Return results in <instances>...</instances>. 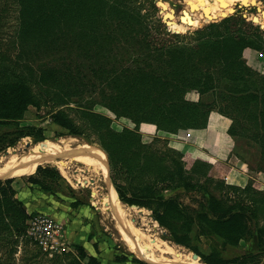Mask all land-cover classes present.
I'll list each match as a JSON object with an SVG mask.
<instances>
[{"label": "trees", "instance_id": "trees-1", "mask_svg": "<svg viewBox=\"0 0 264 264\" xmlns=\"http://www.w3.org/2000/svg\"><path fill=\"white\" fill-rule=\"evenodd\" d=\"M137 1L145 2L16 0L19 26L14 28L12 38L16 37L23 52L29 42L36 53L50 60L37 65L41 80L54 83L43 90L47 95L43 101L66 105L59 98H69L72 91L75 95L86 89L99 91L86 102L101 104L135 124L147 122L168 133L204 128L209 113L216 110L231 120L228 133L232 137L254 146L258 152L256 169L264 172V74L254 71L242 57L245 48L264 53L259 28L241 16L230 15L196 29L189 36L179 35L171 33L164 24H155L149 11L142 12L143 5ZM151 7L156 9L153 3ZM241 25H248L251 30L240 31ZM159 36L162 38L158 39ZM70 51L75 53L74 58L86 62H72L73 57H68ZM60 57L68 63H57ZM62 65L68 66L66 71ZM50 86L60 89L58 96L60 92L63 95L50 96ZM189 91H195L198 99H187ZM208 94L212 99L204 101ZM40 99L26 80L0 78V155L23 137H31L35 142L45 140L43 128L21 123L29 106L39 109L44 104ZM76 105L81 107V100ZM79 110L93 118L86 125L97 134L110 165L124 161L126 171L156 174L153 182H143L130 196L115 185L123 203L151 210L152 217L169 232L171 240L195 253L205 264H247L254 259L251 254L226 259L217 248L202 253L197 246L201 237L236 247L253 236L259 245H264V223L256 225L254 221V205L264 203V198L253 196L252 181L243 188L225 184L223 179L211 175L209 162L199 159L186 168L179 151L167 148L164 155H157L150 146L140 144L135 131L114 132L108 129L103 116ZM50 117L68 134L82 135L66 109L57 107L50 111ZM123 141L133 150L124 147ZM119 143L121 147L116 146ZM124 153L133 156L129 158ZM21 178L50 192L52 184L62 176L52 166L38 165L33 174ZM157 180L164 182V189L183 188L189 192L199 188L202 193L197 208L183 205L178 196L164 197L163 188L155 185ZM13 181L14 178H0V264H62V260L63 264H99L95 256L87 255L81 245L75 244L76 252H67L65 258H47L27 236L26 221L31 214L16 197ZM29 242L35 246L33 250L29 249Z\"/></svg>", "mask_w": 264, "mask_h": 264}, {"label": "rangeland", "instance_id": "rangeland-1", "mask_svg": "<svg viewBox=\"0 0 264 264\" xmlns=\"http://www.w3.org/2000/svg\"><path fill=\"white\" fill-rule=\"evenodd\" d=\"M197 1L185 2V0H145V2L137 1L136 3H141L143 5L142 12L146 9L149 11V14L155 24L159 23L160 25H166L167 29L171 31V33L175 32L179 35L189 36L191 32L193 33L196 29L202 28L209 23H217L224 17L235 15L241 16L248 24L251 23L253 27L257 26L259 28V33L264 38V0H231L229 4L225 3L224 0H215L217 1V4L215 5H204L202 1ZM151 3L155 6V10L152 9ZM0 10L2 15L0 18V78L2 77L5 79L8 76L15 78L17 82L18 80H26V83L36 93L37 98H41L40 100L43 101L47 96L43 90H45L48 86L47 84L52 85L54 83L43 82L41 80V71L37 68V65L42 62L50 61L49 57H45L44 54L39 55V53H36L34 51V47L29 42L26 43L25 50L23 52L22 45L18 42L16 37L14 36V38H12L11 35L14 28L19 26L16 0H0ZM169 12H172L174 18L172 16L171 17L173 19L165 16V14ZM179 16L182 18V22ZM188 21H191L194 25L188 23ZM237 26L238 25H234V27ZM239 30L248 31L251 30V27L248 25H241ZM157 38L161 39L162 37L159 36ZM64 44L65 43H59L60 46H63ZM258 52L263 54L262 51ZM74 56L75 53L70 51L68 57H73L72 62L74 60L80 62L84 61L82 58H74ZM52 62L55 64L56 61ZM63 62L68 63V60L63 61V58L60 57L57 61V63ZM67 68L68 66H63L65 71ZM256 72L259 73V71ZM14 74L17 76L15 77ZM59 90L60 89L55 86H52V88L50 86L49 95L55 98L59 96L61 97L63 95L62 92H60L59 96L57 95V91ZM74 93L75 91H72L69 98L66 96H63V99L59 98L60 102H67V104L65 103L66 105L55 104V102L53 103L49 100L45 102L43 101L44 104H42L39 109L34 106H29L21 123L23 125H34L43 128L45 140L49 139L51 141H56L60 138L67 137L72 138L73 140L75 139L74 144L83 143L96 147L105 156L106 170L104 168L103 172H101L95 167H89L82 162L72 161L69 158L66 160L67 166L64 169H62L58 163L46 162L40 165L55 166L54 168H56L62 176V179L59 182L52 184V191L44 192L36 185H29L24 178L19 176L18 178L14 177V181L12 183L16 190V197L23 202L26 207V211L31 214L30 217L42 214L51 218L53 223L57 226L59 233L61 234V239L57 235L58 242L63 240L66 244L65 251L58 255L59 259L65 258L67 252L75 253L76 250L73 247L75 244L81 245L87 255L95 256L99 264H156L142 258L141 255H138L128 248V246L121 240V235L118 232L120 224L115 219L113 214L114 210L105 209V206L100 203V199L108 193L110 187H112L117 194L115 188V185H117L122 193L130 196L132 190L141 185L143 182H153V180L156 179V174L146 171L142 172L136 169L126 171L124 170L126 168L124 161H116L114 165H110L107 152L100 145V140L96 137L97 134L93 131V129L86 125L87 120L90 122L93 121V118L88 114L82 115L80 113L81 110L79 109H85L87 110V113H94L103 116L107 120L108 129L114 132L118 133L124 130L135 131L140 136V144L150 146L149 148H151V151H154L157 155H164L167 148H170L173 151L179 150L170 145L169 141L171 139L166 137L168 136L166 133H162L164 131L157 130L155 125L147 122L135 124V122H133L129 117L121 115L117 116L101 104L92 105L90 104L91 102H86V100L89 101V98L98 94L99 91L94 90L92 92L91 89H86L84 91L81 90L76 92L78 95H75ZM186 98L195 99L197 97H195L193 93H190L188 96L186 95ZM211 99V94L203 97L204 101H210ZM77 100H81V107L76 105ZM84 105L90 107L86 108ZM57 107L67 110L69 117L77 126L81 128L83 132L81 136H72L67 133L66 129L51 121L50 111ZM171 138L174 139L173 137ZM181 139H186L185 134L181 136ZM38 142L41 141L35 142L31 137H23L14 146L7 148V150L3 152L0 155V160L3 159V157L6 158L9 153H13V149L15 150L17 148L18 150L15 153L19 154L22 149L21 147L26 144H35ZM243 142L245 144H243ZM243 142H237L238 150L244 154V157L247 158L248 165L252 167L254 166V161L257 158V150L254 146L248 145L245 141ZM122 143L125 144L124 147L133 150L126 142L123 141ZM116 146L119 147L120 143ZM117 147H115L116 149L114 148L115 151L117 150ZM124 155L129 158L133 156L131 153H124ZM168 156H170V154ZM119 157L122 158L123 156ZM133 158H135V156ZM183 160L185 161L186 168H189V166H191L189 158L186 155H183ZM166 161L168 163L167 157ZM210 165L212 172H214V174L211 172V175H215L213 176L215 179H223V176L221 175L222 169L219 170V168L215 167H220V164L210 163ZM244 167L247 168L246 166ZM76 177H80L78 179L80 183H76ZM251 177L260 181V183H257L255 180H250L252 181L251 185L253 196L257 199H263L264 172L258 174L251 172ZM157 181L159 182L155 185L157 188H163L161 191L164 197L171 198L178 196L179 201L183 205L191 209L197 208V202L201 199L202 193L199 188H195L189 192L185 191L183 188L164 189V182L160 180ZM92 191H95L94 196ZM257 192L260 193L258 194ZM213 193L218 195L216 190H213ZM229 195L235 196L232 192H229ZM92 197L95 199L92 200ZM119 201L123 203L120 199ZM247 203H249L248 200ZM124 204L125 203L121 204L120 207L122 208H120V210L124 213L125 218H127V222L129 224L132 223V225L137 228L144 237H147L150 234L158 241L161 239L160 241L174 246L177 250L181 251L183 254H188L192 258V251L188 250L184 246L175 244L171 240L169 232L155 222V219L152 217L151 210L146 208L134 209L132 206ZM254 207L257 215L254 221L256 225H261L264 223V203L261 201L257 202ZM197 246L202 253L209 251L211 248H217L222 252V256L226 259L234 258L243 254H251L254 256V259L247 264H264V245H259L256 236H253L248 240L241 241L236 247L229 246L214 238L201 237L197 242ZM28 247L32 250L35 248L31 242H29ZM156 248L157 246H153L152 249L153 252L158 255L159 252ZM52 257L48 256L47 258ZM197 260L201 262L200 259ZM45 262L42 264L48 263ZM61 262L62 264L64 263L63 260Z\"/></svg>", "mask_w": 264, "mask_h": 264}, {"label": "bare ground", "instance_id": "bare-ground-1", "mask_svg": "<svg viewBox=\"0 0 264 264\" xmlns=\"http://www.w3.org/2000/svg\"><path fill=\"white\" fill-rule=\"evenodd\" d=\"M196 1L197 0H185V2H196ZM200 1H202L204 5L205 4L215 5L217 4L218 0L217 1L200 0ZM224 2L229 4L231 0H224ZM200 4L202 5L201 2ZM165 16H167L170 19L174 18L172 12L165 14ZM180 20L182 22L181 17ZM188 23L194 25V23H192L191 21H188ZM74 140L72 138H67V137L60 138L56 141H51L47 139L35 144H26L25 146L21 147L22 149L19 154L15 153L18 150L17 148L15 150L13 149V153L12 152L9 153L10 152L9 151L8 152L9 155L6 154L8 156L6 158L3 157V159L0 160V178L1 177L18 178L19 176L33 174V172L36 170V167L38 165L46 162L58 163L61 166V168L64 169L67 166V161H66L67 158H69L72 161H77L80 163L82 162L89 167L91 166L95 167L101 172H103L104 168L106 170L105 156L99 149L89 144H83V143L74 144ZM79 178L80 177L75 178L76 183H80L78 180ZM92 193L94 196L95 191H92ZM94 199L95 198L92 197V200ZM100 203L103 206H105V209L114 210L113 214L115 216V219L120 224L118 227V232L121 235V240L128 246L129 249H131L133 252L137 253L138 255H141L142 258H145L146 260L156 264H203L202 261L201 263L198 260L191 258V256H189L188 254H183L181 251L177 250L174 246H171L168 243L160 241L161 239L158 241L154 236L150 234L147 237L146 236L144 237L142 233L132 225V223L129 224L127 222L126 220L127 218H125L124 213L120 210V208H122L120 206L123 203L119 201L117 194L112 187H110L108 193L100 199ZM153 246H157L156 249L159 252L158 255H156L153 252L152 249ZM165 254L168 256H166Z\"/></svg>", "mask_w": 264, "mask_h": 264}, {"label": "crops", "instance_id": "crops-1", "mask_svg": "<svg viewBox=\"0 0 264 264\" xmlns=\"http://www.w3.org/2000/svg\"><path fill=\"white\" fill-rule=\"evenodd\" d=\"M242 57L249 67L264 74V53L262 54L252 48H245L242 52ZM190 93L197 97L191 100L198 99V94L195 91H189L187 96ZM230 123L231 120L229 118L216 110H212L208 115L204 128L179 130L177 133H162L168 135L166 137L171 139L169 141L170 145L178 149L183 155H186L191 163L199 159L209 163L220 164V167H215L219 168V170L222 169L221 175L225 184L243 188L249 180H255V182L260 183V181L251 177V172L255 174L261 173L256 169L258 152L254 166L250 167L247 158L244 157L242 152H239L237 147V142H243V140L232 137L228 133ZM183 134H185V140L181 139ZM243 144L245 143L243 142ZM212 173L214 174V172Z\"/></svg>", "mask_w": 264, "mask_h": 264}, {"label": "built area", "instance_id": "built-area-1", "mask_svg": "<svg viewBox=\"0 0 264 264\" xmlns=\"http://www.w3.org/2000/svg\"><path fill=\"white\" fill-rule=\"evenodd\" d=\"M26 233L31 242L47 257L59 255L66 249V244L61 239L59 229L48 216L39 214L31 216L26 221Z\"/></svg>", "mask_w": 264, "mask_h": 264}, {"label": "water", "instance_id": "water-1", "mask_svg": "<svg viewBox=\"0 0 264 264\" xmlns=\"http://www.w3.org/2000/svg\"><path fill=\"white\" fill-rule=\"evenodd\" d=\"M1 178H11V177H1ZM132 207H133V208H137V207L134 206V205H132ZM192 258H193V259H196V260L199 259V257H198L195 253L192 254ZM203 264H205V263H203Z\"/></svg>", "mask_w": 264, "mask_h": 264}]
</instances>
